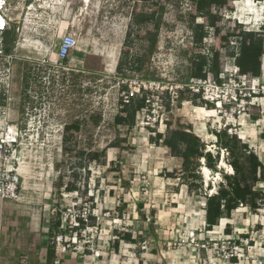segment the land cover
Returning a JSON list of instances; mask_svg holds the SVG:
<instances>
[{
  "label": "rangeland",
  "instance_id": "obj_1",
  "mask_svg": "<svg viewBox=\"0 0 264 264\" xmlns=\"http://www.w3.org/2000/svg\"><path fill=\"white\" fill-rule=\"evenodd\" d=\"M140 1L2 0L0 12L7 27H15L18 38L11 54H0V93L6 98L5 106H0V132L11 123L22 130L20 155L27 166L23 201L48 219L57 211L78 212L91 207L98 223L86 238L100 246L106 264H204V250L198 256L190 239L179 243L193 231L199 233L197 237L209 239L203 223L207 199L190 195L181 179L169 177L181 169V160L164 144L167 123L190 127L214 154L218 149L214 131L228 125L264 163V106L255 107L251 117L242 113L234 119L217 111L208 115L195 109L204 103L193 101L186 85L196 65L193 57L200 51L211 56L214 45L222 48V37L228 30L241 24L246 30L264 33V0H253L252 5L248 0H238L222 7L221 32L209 28L203 49L193 42L192 15L196 10L192 0L170 1L157 48L144 70L138 72L131 58L144 51L148 37L143 26L131 28L134 7ZM203 22L201 16L195 20ZM130 29L134 40L126 47ZM69 32L77 35L86 54L75 48L67 62H60L57 50ZM230 43L235 44L236 38ZM122 60L129 64L119 66ZM262 62L263 71L264 55ZM143 83H156L151 98L157 105L158 122L148 121L141 113L132 127L116 125L123 92L135 91ZM180 92L184 93L181 102ZM168 94L172 97L170 108L166 104ZM74 121L82 125L65 152V125ZM154 129L161 133L156 142L150 140L156 134ZM114 143L119 146H109ZM105 147L107 165L90 161L87 155L79 158L78 151L88 154ZM227 156V152L221 154L218 172L211 171L209 180L202 173L209 194L223 181L220 171H233ZM61 173L65 182L77 181L81 190L68 192L56 187ZM209 183L212 189L207 187ZM256 187L264 189V184ZM85 190L93 200L84 198ZM123 202L126 208H122ZM232 219L227 223L233 225V236L241 233V238L247 236L252 244L264 247V207L252 211L240 206ZM222 228L214 227L211 238L222 241L226 235ZM126 232L132 233L135 242L122 238L121 233ZM144 243L147 249L142 248Z\"/></svg>",
  "mask_w": 264,
  "mask_h": 264
},
{
  "label": "trees",
  "instance_id": "obj_2",
  "mask_svg": "<svg viewBox=\"0 0 264 264\" xmlns=\"http://www.w3.org/2000/svg\"><path fill=\"white\" fill-rule=\"evenodd\" d=\"M173 0H141L136 2L132 13V27L143 26L148 37L146 38L147 45L143 52L133 55L131 58L134 63V68L138 72H142L147 63H149L152 54L155 52L159 40V31L163 21V15L166 4ZM236 0H192L196 12L192 15L193 28V42L196 48L203 49L204 39L209 34V28L215 29L218 33L221 32L219 24L221 22L222 7L232 4ZM262 1V0H259ZM198 16L204 18L203 23H195ZM133 34L131 29L127 31L125 44L128 46L129 41H133ZM18 34L15 27H6L2 31V47L5 54H11L15 43L17 42ZM231 38H236V43L231 44ZM221 44L223 47L211 48L210 63L211 69L215 77L219 76L222 65L225 62L236 63L240 67L242 74L250 76H260L262 73V57L264 55V33L262 31L246 30L240 24L236 29L228 30L227 35L222 37ZM201 52V51H200ZM198 56H194L195 68L191 76L204 75L205 66L208 63L209 56L202 52ZM69 59V58H68ZM65 59L63 62H67ZM127 61H120L119 66L128 65ZM4 94L0 93V106H5L6 98ZM171 95H167L166 104L170 108ZM148 94L143 91L132 96L129 103L121 106L120 110L115 116V124L118 126L132 127L138 111L145 108L148 103ZM184 99V93L180 92L178 101ZM123 103V98H121ZM197 97L193 96V101ZM212 108L213 105L210 104ZM81 121H74L65 125V135L63 137L65 145L63 150L69 151V143L75 141L76 132L80 131ZM167 133L165 135L164 144L168 147L173 156L181 160V169L169 173V177H178L187 186L190 195H203L207 199L204 209L205 213V228L212 230L214 226L219 225L221 220L232 218L234 210L241 205L249 207L252 211H257L264 207V189H259L256 186L259 183L264 184V163L259 155L249 147L247 143L237 134H230L227 129L221 131H214L216 135L217 154L207 150V145L197 133L190 127L180 126L176 122L167 123ZM156 132L155 136H151L150 140L156 142L161 133ZM110 147L119 146V143L109 145ZM228 153L226 159L232 168L231 173H223V181L218 184L215 193L209 194L204 187L202 177V159H205L204 164L211 169V171L218 172V165L222 150ZM79 158L88 156L90 161L96 162L99 165H107V147L90 151L88 154L84 151H78ZM113 164V161L110 162ZM59 166V163H55ZM55 186L59 189L64 188L68 192L80 191L81 188L77 181H64V175H59L58 183ZM208 188L212 189L209 183ZM84 198L93 200V195H88L87 190L83 192ZM94 204V202H92ZM122 208H126L127 203L123 202ZM94 217L91 216V224H94ZM62 225V211H57L52 215L49 221V245H48V264H53L56 257L55 246L53 243V236ZM85 226L84 224H82ZM225 232L231 234L233 232V225L227 223ZM122 238L130 242H135L133 235L130 232L121 233Z\"/></svg>",
  "mask_w": 264,
  "mask_h": 264
},
{
  "label": "built area",
  "instance_id": "obj_3",
  "mask_svg": "<svg viewBox=\"0 0 264 264\" xmlns=\"http://www.w3.org/2000/svg\"><path fill=\"white\" fill-rule=\"evenodd\" d=\"M1 1L0 10L4 7ZM1 15L3 14L0 12ZM6 27L7 21L0 30V36ZM78 42V37L75 33H66L58 47L57 59L60 62L68 59ZM0 54H4L3 47L0 48ZM208 56L209 59L204 69V75L191 76L186 84L192 95L196 96L201 103H204L202 107L210 109V104H212L213 107L211 109L217 111L221 116L228 114L232 118L237 119L242 113L251 117L255 107L264 106V70L260 76H250L242 74L240 67L236 63L227 62L222 67L219 76L215 77L211 69L210 54ZM155 84L143 83L135 91L125 90L121 106L129 103L136 92L145 91L148 94V105L138 111L137 114L142 113L148 121L153 119L157 123L158 118L156 116H159V113H155L158 111L157 105L151 98V96H154L152 91L155 90ZM156 88L159 89L158 87ZM151 107H153L152 110ZM224 129H227L230 134H237L242 139L240 133H234L229 129L228 125H225ZM221 130L222 128L216 131L219 132ZM21 138L22 130L16 123L7 124L4 130L0 132V199L25 200L27 166L20 155L22 152ZM222 153H226L225 149L222 150ZM204 162L202 161L203 164ZM53 212H55V209ZM94 215L97 216V213L92 212L91 207L84 208L78 212L75 209L72 211L69 209V212L62 213V225L53 236L56 254L53 264H63L64 256L68 254L77 260V262L72 264L107 263L105 261L106 256L100 251V246H95L92 240L86 238L89 235L88 231L91 232L92 228L96 227L98 223ZM91 216L95 218L94 224H91ZM225 227L226 224L222 228V233L225 232ZM212 230H207V238L209 239L205 237L201 239L197 237L199 233L193 231L189 238L179 244L182 245V243L190 239V242L194 244V249L198 251V256L204 250L207 254L206 258H204V264H264V247L262 244H252L248 241L247 236L246 239L241 238V233L238 231V237L233 236V232L231 234L225 232L226 235L223 240L216 241L210 236ZM242 236L244 237V235ZM211 240L215 243H212ZM147 247V243L142 245L143 249H147ZM22 264H27V261L23 260ZM123 264L127 263L124 262Z\"/></svg>",
  "mask_w": 264,
  "mask_h": 264
},
{
  "label": "crops",
  "instance_id": "obj_4",
  "mask_svg": "<svg viewBox=\"0 0 264 264\" xmlns=\"http://www.w3.org/2000/svg\"><path fill=\"white\" fill-rule=\"evenodd\" d=\"M49 221L30 203L0 199V264H48ZM73 262L64 256L63 264Z\"/></svg>",
  "mask_w": 264,
  "mask_h": 264
},
{
  "label": "bare ground",
  "instance_id": "obj_5",
  "mask_svg": "<svg viewBox=\"0 0 264 264\" xmlns=\"http://www.w3.org/2000/svg\"><path fill=\"white\" fill-rule=\"evenodd\" d=\"M90 0H86V2H89ZM238 1V0H236ZM249 1V4H253V0H248ZM5 18L3 15L0 16V30L2 29L4 23H5ZM76 49L77 51L81 54V55H85L86 54V49L85 48H81L79 46V43L78 45L76 46ZM195 109L199 112H206L208 115H210V111L211 112H214L215 110H211V109H207V108H204L202 106H196ZM246 121V120H245ZM202 161H205V159H203ZM222 165L224 166L225 165V162L222 163ZM231 168V166H229ZM204 171V172H203ZM202 173L203 175L209 180L210 178V174H211V169L208 168L205 164L202 165ZM215 192V191H213ZM206 205V204H205ZM205 209H203V216H205ZM231 221H234L232 218L229 219ZM227 223V219L224 218L221 220L220 224L219 225H216V227L219 229L221 226H224L225 224ZM237 231L240 232V227H237ZM211 234H213V232H211Z\"/></svg>",
  "mask_w": 264,
  "mask_h": 264
},
{
  "label": "water",
  "instance_id": "obj_6",
  "mask_svg": "<svg viewBox=\"0 0 264 264\" xmlns=\"http://www.w3.org/2000/svg\"><path fill=\"white\" fill-rule=\"evenodd\" d=\"M204 172V171H203Z\"/></svg>",
  "mask_w": 264,
  "mask_h": 264
}]
</instances>
